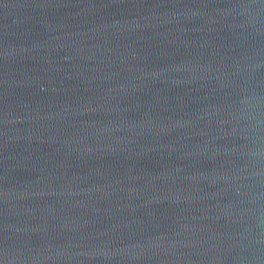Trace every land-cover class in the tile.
Returning <instances> with one entry per match:
<instances>
[{
	"label": "water",
	"instance_id": "water-1",
	"mask_svg": "<svg viewBox=\"0 0 264 264\" xmlns=\"http://www.w3.org/2000/svg\"><path fill=\"white\" fill-rule=\"evenodd\" d=\"M0 264H264V0H0Z\"/></svg>",
	"mask_w": 264,
	"mask_h": 264
}]
</instances>
